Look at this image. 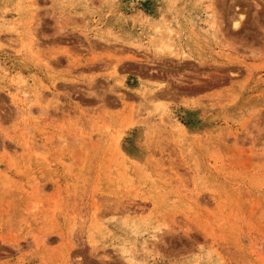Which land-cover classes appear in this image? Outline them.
Segmentation results:
<instances>
[{"label": "rangeland", "instance_id": "obj_1", "mask_svg": "<svg viewBox=\"0 0 264 264\" xmlns=\"http://www.w3.org/2000/svg\"><path fill=\"white\" fill-rule=\"evenodd\" d=\"M129 258L264 264V0H0V264Z\"/></svg>", "mask_w": 264, "mask_h": 264}, {"label": "bare ground", "instance_id": "obj_2", "mask_svg": "<svg viewBox=\"0 0 264 264\" xmlns=\"http://www.w3.org/2000/svg\"><path fill=\"white\" fill-rule=\"evenodd\" d=\"M111 2V1H110ZM113 3V2H112ZM139 14V13H138ZM140 15V14H139ZM121 16H123V15H121ZM143 16V15H142ZM124 19H125V17H124ZM140 20V19H139ZM146 21H147V19H146ZM127 22V21H126ZM149 23V22H148ZM133 26H134V24H133ZM236 26H239L238 24H236ZM156 35V34H155ZM154 38V37H153ZM136 91V90H135ZM11 98H12V101H13V103H16V104H20L21 102V100L19 99V97L18 96H16V95H12L11 96ZM25 99V98H24ZM178 121V120H177ZM145 122V121H144ZM178 124V123H177ZM180 126V127H179ZM178 127H179V129L181 128V129H183V125L182 124H180ZM177 128V127H176ZM248 137V136H247ZM234 139V138H233ZM239 139V138H238ZM236 140V139H235ZM257 140V139H256ZM251 142V141H250ZM252 144H253V142H252ZM263 144V143H262ZM131 254V253H130ZM128 256V255H127ZM128 262H129V264H133L134 263V260L131 258H129V260H128Z\"/></svg>", "mask_w": 264, "mask_h": 264}]
</instances>
